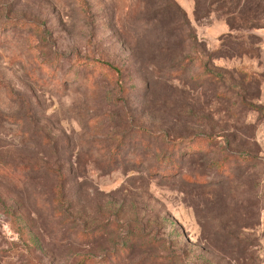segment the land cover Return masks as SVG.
I'll list each match as a JSON object with an SVG mask.
<instances>
[{
	"label": "rangeland",
	"instance_id": "374dc122",
	"mask_svg": "<svg viewBox=\"0 0 264 264\" xmlns=\"http://www.w3.org/2000/svg\"><path fill=\"white\" fill-rule=\"evenodd\" d=\"M84 258L264 264V0H0V264Z\"/></svg>",
	"mask_w": 264,
	"mask_h": 264
},
{
	"label": "trees",
	"instance_id": "16d2710c",
	"mask_svg": "<svg viewBox=\"0 0 264 264\" xmlns=\"http://www.w3.org/2000/svg\"><path fill=\"white\" fill-rule=\"evenodd\" d=\"M186 60V59H185ZM180 69V68H179ZM205 70V69H204ZM179 73V72H178ZM208 73V72H207ZM207 73H206V75H207ZM197 77V79H200V77H203L202 76V74H199V75H197L196 76ZM176 146H177V144H172L171 145V150L172 151H175V148H176ZM171 164H173V166H175V164L174 163H171ZM224 163L222 162V163H220V166H219V168L220 169H224ZM171 168H174V167H171ZM185 179L187 180V181H189V178L188 177H185ZM84 234H87V233H84ZM83 234V235H84ZM128 247H129V245L128 244H126V245H124V247H123V252H127L129 249H128ZM79 264H107V262H103V261H93V260H89L88 258H84L83 260H81L80 261V263Z\"/></svg>",
	"mask_w": 264,
	"mask_h": 264
}]
</instances>
